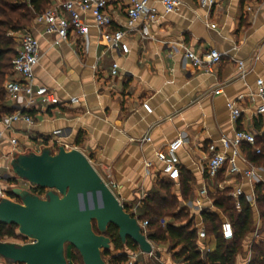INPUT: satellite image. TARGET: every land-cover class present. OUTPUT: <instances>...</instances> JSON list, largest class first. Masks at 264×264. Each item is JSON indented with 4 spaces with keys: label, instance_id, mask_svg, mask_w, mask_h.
Masks as SVG:
<instances>
[{
    "label": "crops",
    "instance_id": "crops-1",
    "mask_svg": "<svg viewBox=\"0 0 264 264\" xmlns=\"http://www.w3.org/2000/svg\"><path fill=\"white\" fill-rule=\"evenodd\" d=\"M130 1L107 0L106 10L112 20L108 29L124 27ZM149 4L157 9L158 20L150 26L149 36H140L139 23L128 33L127 53L102 41L90 14L82 15L90 25L86 36L70 32L68 39L56 46L53 36L43 35L32 24L29 31L40 44L34 84L49 89L59 104L28 110L33 112L30 116L34 123L18 121L9 135L17 138L19 152L30 147L38 152L42 141L51 146L54 130L64 129L66 137L60 141L88 157L130 213L139 212L151 191L164 194L158 183L166 182L180 204L178 210L188 214L192 228L205 231L206 238L197 237L196 242L202 254L216 249V239L207 234L202 213L216 214L220 223L229 220L215 207L214 198L220 191L231 197L233 189L240 187L252 208L253 231L242 240L234 264H248L252 243L264 242V221L256 212L254 196L255 184L264 185V169L251 164L242 152L247 164L238 162L239 167L252 165L256 181L242 174L228 176L225 170L208 178L204 174V158L208 145L220 149V139L231 137L237 129L264 138V116L254 114L259 104L256 81L264 82V0H222L211 8L200 7L197 0H180L170 13L164 12L161 0H149ZM185 48L198 54L216 49L222 54L221 62L211 72L193 69L184 57ZM238 62L243 63V72ZM113 63L118 66L116 75H111ZM10 78L15 76L11 74ZM238 96L243 99L238 101ZM72 98L77 102L71 103ZM230 102H236L241 111L235 122L230 118ZM142 103H148L151 113L142 108ZM7 104L14 112V103ZM78 134L81 140L76 145ZM143 137L150 140L139 143ZM178 137L183 140L178 153L180 178L171 182L161 176L156 153L164 152ZM10 151L5 139L0 154ZM9 162L10 158H0L3 174L7 173ZM184 180L189 188L186 196L181 187ZM202 188L205 195L200 194ZM231 199L235 204V199ZM158 251L160 256L154 255L153 259L159 264H184L174 259L170 251ZM124 252L127 258L131 254V250Z\"/></svg>",
    "mask_w": 264,
    "mask_h": 264
},
{
    "label": "built area",
    "instance_id": "built-area-1",
    "mask_svg": "<svg viewBox=\"0 0 264 264\" xmlns=\"http://www.w3.org/2000/svg\"><path fill=\"white\" fill-rule=\"evenodd\" d=\"M202 8H211L218 5L222 0H197ZM161 4L165 13L176 10L180 5V0H161ZM107 0H53L47 8L33 20V25L39 27L43 35L53 36V45H59L66 41L70 32L78 36H86L89 24L82 18L83 14H90L93 20V26L97 29L100 38L110 47L127 53L129 48L126 42L128 33L139 25L138 31L142 38L150 35V26L157 22L158 11L149 4V0H131L126 10L127 21L121 29H108L111 25V17L107 13ZM214 27V25H212ZM18 48L16 55L11 61V73L15 78H9L5 85V95L8 101L14 103L16 109L10 115H6L0 119V145L7 139L11 146V151L1 157L10 158L13 151L19 152V142L16 137L9 135L12 125L18 121H23L28 125H32L33 118L25 111L30 109H42L59 104L56 96L46 87L34 84V68L39 60V39L31 31L25 30L18 34ZM184 57L193 69H202L211 72L213 67L221 62L222 54L216 49H209L204 53H196L188 48L184 49ZM117 64L113 63L111 75H116ZM240 72H243V63L238 62ZM219 91H215L217 94ZM255 96L259 99L256 107L255 115L264 116V82L261 79L256 81ZM243 96H238L240 101ZM71 103L77 102V99H70ZM142 108L151 113L148 103H142ZM230 110V118L235 122L240 116V109L236 102L228 103ZM9 135V136H8ZM66 137L64 129H56L51 134V146L48 143L41 142V146H50L56 148L58 144L63 145L66 149L69 145L62 143L60 140ZM150 140L149 137L138 139L139 143H145ZM221 148L218 149L214 144L207 146L208 155L205 159L204 174L208 178L216 177L222 170L226 175L235 176L242 174L249 180H257L255 168L248 164L245 169H240L238 162L246 163L247 160L242 154V145H249L253 148L255 154L260 153V148L256 146V134L247 130H235L231 137H223L220 139ZM37 144H34L36 146ZM183 146V140L176 138L170 142L164 152L156 153L157 160L161 163V176L168 181L174 182L180 178V159L179 150ZM33 149V147H30ZM28 150V148L26 149ZM10 178L5 180L6 174L0 171V198H9L15 202L20 199L14 195L8 194V191L14 187L26 189L31 193L44 198V190L29 182L18 179L13 176L9 166L5 167ZM20 184H18V182ZM201 195L206 194V190H200ZM243 192L240 187H235L230 196L235 199L236 207H239V198ZM253 198V196L251 195ZM248 198V197H247ZM248 200H250L248 198ZM134 214V213H133ZM135 216V215H134ZM142 228V232L147 234V220H138ZM220 234L224 240H231L234 231L229 220H223L220 224ZM199 239H205L206 234L203 229L197 232ZM30 242V240L28 241ZM151 242V241H150ZM152 243V242H151ZM142 254L137 248L131 251L126 264H134L137 257Z\"/></svg>",
    "mask_w": 264,
    "mask_h": 264
},
{
    "label": "water",
    "instance_id": "water-1",
    "mask_svg": "<svg viewBox=\"0 0 264 264\" xmlns=\"http://www.w3.org/2000/svg\"><path fill=\"white\" fill-rule=\"evenodd\" d=\"M9 168L14 177L48 191L40 198L14 187L8 194L20 202L0 198V224L14 225L17 235L30 240L24 244L0 241L4 264H68L67 246L75 249L83 264H106L102 253L112 248L106 236L111 225L123 245L130 240L145 256H160L137 217L124 209L77 148L59 145L55 151L50 146H41L38 152L13 151Z\"/></svg>",
    "mask_w": 264,
    "mask_h": 264
},
{
    "label": "trees",
    "instance_id": "trees-1",
    "mask_svg": "<svg viewBox=\"0 0 264 264\" xmlns=\"http://www.w3.org/2000/svg\"><path fill=\"white\" fill-rule=\"evenodd\" d=\"M52 1L0 0V119L13 112L12 107L7 104L4 85L12 74L11 61L16 55L17 34L29 30L34 18L41 14ZM25 112L29 115L33 113L28 110ZM80 140L81 134H78L75 140L76 145L80 143ZM45 142L47 141L45 140ZM256 146L260 148L259 154H255L253 148L249 145H242L241 150L251 164L264 169L263 137H256ZM158 185L164 194L161 195L159 191H151L145 197L139 212L133 214L140 221L147 220V238L154 242L167 243L172 257L182 261L184 264H234L242 240L253 231V212L245 198L243 196L239 198L240 206L237 208L232 202L231 197L226 195V191L217 193L214 198V205L229 219L234 236L231 240H224L220 234L221 223L218 216L211 212H203L202 219L206 232L215 237L216 249L213 252L202 254L196 243V229L192 228L188 214L183 209H177V211L172 209L176 207L177 201L171 194L169 184L162 181ZM181 187L183 195L186 196L189 188L185 180L182 182ZM254 196L256 207L259 208V216L264 221L263 183L255 184ZM170 209L172 211L169 213ZM166 214H170L177 225L166 223L163 226L158 225L156 227L158 220ZM106 236L110 238L113 250L117 252L116 254H112L110 251L102 253V258L103 256L109 257L105 261L106 264H126L128 258L124 250L134 251L137 249V246L130 240L123 245L118 237L117 229L112 225L108 227ZM4 238L25 239L16 234V227L14 225L0 224V241H3ZM70 254L71 260L74 262L76 257L72 254L71 250ZM248 264H264V242L252 243L251 257Z\"/></svg>",
    "mask_w": 264,
    "mask_h": 264
},
{
    "label": "rangeland",
    "instance_id": "rangeland-1",
    "mask_svg": "<svg viewBox=\"0 0 264 264\" xmlns=\"http://www.w3.org/2000/svg\"><path fill=\"white\" fill-rule=\"evenodd\" d=\"M18 44V43H17ZM11 77V75L8 77V79ZM263 140V139H261ZM6 173V172H5ZM103 180L105 182H108V179L106 178V176H102ZM18 182V181H17ZM18 184H20V182H18ZM109 184V183H108ZM111 186V185H110ZM48 190H44V193H46ZM171 191V190H170ZM180 204L179 202H177L176 204V207L175 208H172V209H175L177 211V209L179 208ZM172 209H170L169 213L172 211ZM256 212L258 213L259 215V208L257 207L256 209ZM168 213V212H167ZM172 222H175V220L172 219L171 215L170 214H166L163 218H160L158 220V223L156 225V227L158 225H165L166 223H172ZM154 228V227H153ZM4 242H13V243H18V244H24L26 242L29 241V239L25 238L24 240H21V239H13V238H4L3 240ZM69 246H67L68 248ZM154 249L156 250H160L162 252L164 251H170L169 249V245L167 243H162V242H154ZM70 250L72 252L73 255H75V260L74 262L71 260V254H70ZM113 251V247L111 248L110 250V253ZM171 252V251H170ZM154 255L151 257V260L149 259L150 257H145V255L143 254V256L141 255L138 260H137V263L136 264H159L158 262H156L154 259H153ZM108 256H103V259L104 261H107L108 260ZM67 260H68V264H83L82 263V260L80 258V256L78 255V253L75 251V249H70V247L68 248V253H67ZM0 264H4L1 260H0ZM17 264V263H15Z\"/></svg>",
    "mask_w": 264,
    "mask_h": 264
}]
</instances>
